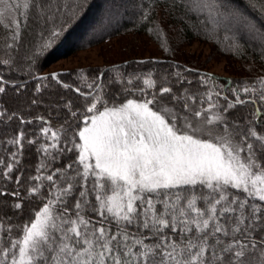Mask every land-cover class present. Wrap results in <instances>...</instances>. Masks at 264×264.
Instances as JSON below:
<instances>
[{"label":"trees","instance_id":"obj_1","mask_svg":"<svg viewBox=\"0 0 264 264\" xmlns=\"http://www.w3.org/2000/svg\"><path fill=\"white\" fill-rule=\"evenodd\" d=\"M15 11V20L0 16V88L4 89L0 92V249L21 236L23 226L48 199L54 198L57 188L74 184L71 194L62 197L65 203L54 205L57 211L67 208L68 214L74 216L75 203L83 202L79 195L83 181L77 176L83 171L78 160L79 132L88 123L87 118L96 113L88 111L93 103L101 110L145 96L154 99L153 107L171 105L183 113L187 111L185 104L191 112L205 108L210 91L217 103L234 105L227 111L231 120H242L248 126L247 133L233 131L236 139H242L245 145L259 146L255 138L243 137L251 130L264 135V100L260 99L259 83L264 78V0H31L30 9L19 7ZM238 19L253 35L231 27ZM17 24L20 36L14 40ZM53 32L59 34L53 36ZM133 34L154 42L160 48L159 56L54 71L55 78L44 71L56 59L113 38L124 46ZM49 40L51 43L47 44ZM195 40L208 44L215 54L229 57L230 72L243 78L191 65L181 49ZM143 41L134 53L147 51V41ZM235 61L247 70L238 69ZM148 79L155 82L154 87L144 83ZM183 83L188 88L184 96ZM244 87L256 91L245 93ZM161 88L172 91L162 94ZM207 88L209 91L205 92ZM237 96L246 102L237 103ZM65 97L70 99V105ZM187 98L193 103L184 101ZM44 128L56 132L58 140L45 134ZM44 146H48L47 151ZM69 175L75 179H69ZM37 176L41 179H34ZM47 176H53V180H47ZM92 183L89 177V189ZM33 187H39V191L32 193ZM210 191L203 189L204 194ZM229 191L244 198L240 190ZM88 200L92 207L97 206L91 192ZM183 203L186 206V201ZM249 203L264 206V202L251 198ZM198 206L205 207V203L198 201ZM250 212L246 208L245 214ZM82 215L93 221L100 219L91 207H86ZM235 215L226 213L221 222H229L226 218ZM105 223L115 230L111 217ZM262 228L264 223L257 221L256 238L264 236ZM128 230L147 237L145 243L158 240L149 229L129 225ZM166 233L172 235L170 230ZM221 238L226 243L230 240Z\"/></svg>","mask_w":264,"mask_h":264},{"label":"snow or ice","instance_id":"obj_2","mask_svg":"<svg viewBox=\"0 0 264 264\" xmlns=\"http://www.w3.org/2000/svg\"><path fill=\"white\" fill-rule=\"evenodd\" d=\"M0 3L6 5L0 16L13 11L6 0ZM22 7L30 9L31 0H24ZM18 29L19 24L14 40L19 39ZM144 83L155 85L151 79ZM259 83L260 99L264 100V78ZM242 91L256 89L244 87ZM207 95L211 100L212 93ZM236 102L246 101L237 96ZM153 104L154 99H129L102 111L96 103L91 105L88 111L97 114L88 117L90 123L79 132L78 160L83 171L77 176L83 181L79 193L83 202L75 203L74 216L67 208L57 211L54 205L65 203L62 197L71 194L74 184L57 188L54 198L23 226L21 236L0 249V264H264V236H255L256 222L264 223V206L249 203V198L264 202V135L251 130L243 139L253 137L259 146H242L228 131L222 115L205 117L206 111L216 108L212 103L190 116H177L167 107L154 109ZM217 125L223 130L218 131ZM49 131L43 129L45 134ZM51 136L59 138L54 131ZM47 148L44 146L45 151ZM89 177L93 179L90 189ZM46 179L52 181L53 176ZM204 188L211 191L204 194ZM229 189L240 190L244 198ZM38 191L39 187L31 189L32 193ZM90 192L97 206L90 205ZM198 201L205 207H199ZM86 207L100 219L85 218ZM246 208L251 209L248 215ZM226 213L236 215L222 223ZM109 217L116 223L115 230L105 223ZM129 225L149 229L157 242L145 243L147 237L130 232ZM222 236L230 240L226 243Z\"/></svg>","mask_w":264,"mask_h":264},{"label":"rangeland","instance_id":"obj_3","mask_svg":"<svg viewBox=\"0 0 264 264\" xmlns=\"http://www.w3.org/2000/svg\"><path fill=\"white\" fill-rule=\"evenodd\" d=\"M6 2H7V4H11L14 6L13 11L12 12L4 11L2 17H4V19L12 18L15 20V18H16V11L15 10L17 9L15 7V5H20V8L22 9L23 8L22 5L24 3V0H6ZM228 4H230V3H228ZM5 7H6V5L4 3H0V9H3ZM243 22L244 21L238 19V20H236L235 24L231 25V27L235 30H239L243 34L253 35V33L251 34L248 31L246 25L243 24ZM130 37L131 38H129L130 39L129 42L127 44H125L124 46H120L118 44V40H119L118 38H113L105 44H100V45H96V46H92L89 48L78 50L76 53H74L71 56H66V57H61L59 59H56L55 61L50 63V65L44 71L45 72H54V71L76 69V68H79V69L80 68H87V67L93 68L96 66L103 67V66H106V65H109L112 63H118V62H122L124 60H129L132 58L159 56L157 53H161V52H159L160 48L154 42L147 41L148 39L145 38L144 36H141V38H140V36L133 34ZM143 40L147 41V46H146L147 51L142 52L141 54L134 53L135 52L134 50L138 46L143 45L141 43V42L144 43ZM149 52H151V53H149ZM181 52L183 55H185V57H187L190 60L191 65H195V66L198 65V67L203 66L201 68L211 70V71H213L217 74H220V75H227V76L231 75L235 78H241V79L243 78L239 75H235V74H232V72H230L231 63H229V60H231V59H229V57L221 56V55L219 56V55L215 54L213 52V50L211 49V47L203 41H200V40L192 41L191 44L183 46L181 49ZM234 64L236 65V67L238 69L247 70V67H244V66L242 67L237 61H235ZM186 91H188L187 83H183V89H182L181 95L184 96V93ZM204 91L208 92L209 89L207 88ZM208 93H210V91ZM140 99H142V100H140ZM140 99H135V100L143 101V99L146 100V99H150V98L142 96V97H140ZM206 99L208 100V104L205 106V108L202 107L201 109H208L209 103L215 104L216 108L212 109L211 111H206L205 117H211L213 114L222 115L225 118L224 123L227 124L228 131H230L232 133L235 141L239 142L242 146L246 147V145L244 143H242V141H243L242 139H236V134H234L233 131H235V132L242 131V133L243 132L247 133L248 126L243 125L242 120H238L236 118H233V120H231V117H230L229 113L227 112L231 108V107H229V105H226V104L222 105L221 103H217L214 100L213 96L211 97V100H209L208 95H207ZM186 100L193 103V101H191L190 98L189 99L187 98L184 101H186ZM64 101L66 102V104L70 105V99H68V97H65ZM177 101H178L177 97L173 98V103H175V105L177 104ZM114 106H120V105H114ZM159 106L160 105H158V106L154 105V107H153V105H151V107H153L154 109H161L162 107H167L169 109H172L177 114V116H183V115H189L190 116V114H191V111H189L188 109H187V111L182 113L181 111H178V108L176 106H171V105H168V106L163 105L162 107H159ZM106 107H113V106H106ZM103 109H104V107L99 111H102ZM95 114H97V113H95ZM193 122L195 123L196 121L193 120ZM88 123H90V121H88ZM179 123H180V121L178 120V124ZM215 127L217 128L218 131L223 130L222 125H217ZM51 132L52 131H50L48 134L50 135ZM238 134L239 133H237V135ZM81 143H82V140H81ZM68 177L70 178V175Z\"/></svg>","mask_w":264,"mask_h":264},{"label":"water","instance_id":"obj_4","mask_svg":"<svg viewBox=\"0 0 264 264\" xmlns=\"http://www.w3.org/2000/svg\"><path fill=\"white\" fill-rule=\"evenodd\" d=\"M52 75L56 74V72H51Z\"/></svg>","mask_w":264,"mask_h":264}]
</instances>
